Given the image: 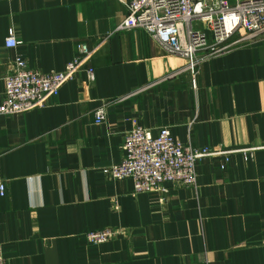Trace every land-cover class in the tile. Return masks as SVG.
<instances>
[{"label": "crops", "instance_id": "obj_1", "mask_svg": "<svg viewBox=\"0 0 264 264\" xmlns=\"http://www.w3.org/2000/svg\"><path fill=\"white\" fill-rule=\"evenodd\" d=\"M127 3L0 0V102L16 54L49 72L81 43L92 51L45 106L0 115L6 264H264V34L203 61L194 88L182 57L163 54L140 29L116 30ZM9 35L17 47H5ZM135 126L152 135L167 126L176 143L229 160L223 168L222 155L199 160L195 187L134 193L131 179L108 168ZM105 228L115 231L107 241L86 239Z\"/></svg>", "mask_w": 264, "mask_h": 264}, {"label": "built area", "instance_id": "obj_2", "mask_svg": "<svg viewBox=\"0 0 264 264\" xmlns=\"http://www.w3.org/2000/svg\"><path fill=\"white\" fill-rule=\"evenodd\" d=\"M126 6L127 15L116 30L140 29L160 46L163 54L182 57L183 70L188 72L194 88L203 61L245 46L264 34V0H128ZM19 44L15 35L5 39L6 48ZM91 54L87 45L81 43L62 70L49 72L29 68L21 54L8 59L0 115L45 106L65 82L75 77ZM85 72L88 83H92L93 68L88 66ZM106 111L105 105H99L93 112L94 121L103 122ZM122 153L121 161L108 168L109 176L131 179L134 193L160 194L167 192V183L195 187L197 163L202 158L222 155L220 167L223 168L230 155L217 148L176 143L167 126L159 127L155 135L142 126L127 130ZM3 193L4 184L0 181V195ZM114 234V230L105 228L89 231L85 236L90 243L97 244ZM0 264H6L1 244Z\"/></svg>", "mask_w": 264, "mask_h": 264}]
</instances>
